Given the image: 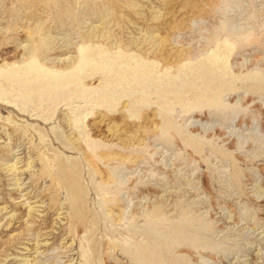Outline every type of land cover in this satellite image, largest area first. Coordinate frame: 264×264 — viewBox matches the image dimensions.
<instances>
[{
	"label": "rangeland",
	"instance_id": "374dc122",
	"mask_svg": "<svg viewBox=\"0 0 264 264\" xmlns=\"http://www.w3.org/2000/svg\"><path fill=\"white\" fill-rule=\"evenodd\" d=\"M0 264H264V0H0Z\"/></svg>",
	"mask_w": 264,
	"mask_h": 264
},
{
	"label": "bare ground",
	"instance_id": "6f19581e",
	"mask_svg": "<svg viewBox=\"0 0 264 264\" xmlns=\"http://www.w3.org/2000/svg\"><path fill=\"white\" fill-rule=\"evenodd\" d=\"M226 24V23H225ZM229 25V24H228ZM229 31V30H228ZM212 35V34H211ZM212 37V36H210ZM213 38V37H212ZM204 39V38H203ZM210 40V39H209ZM213 40V39H212ZM232 41V40H231ZM212 43V42H211ZM210 43V44H211ZM204 44V43H203ZM231 45V43H230ZM233 45V44H232ZM25 46V45H24ZM202 47V46H201ZM204 47V46H203ZM233 47V46H232ZM214 48V47H213ZM29 49V48H28ZM27 49V50H28ZM230 49V48H229ZM200 50V49H198ZM196 51V49H195ZM25 52V51H24ZM28 52V51H27ZM198 52V51H197ZM209 52V51H208ZM220 52V51H219ZM199 53H202V52H199ZM26 54V53H24ZM83 54V52H82ZM203 54V53H202ZM208 54V53H207ZM134 56V55H133ZM204 56V55H203ZM218 56V55H217ZM129 57V56H128ZM132 57V55H131ZM194 58V57H193ZM215 55H212L211 57H209L208 59H204V60H200V61H197L196 63H192V64H189L187 66H183L182 69H181V72L183 73V75L185 74L186 77L183 79V81H185L186 83H194L196 82L197 80H201L203 81V83H209L211 80L215 79L216 75L214 74V68L212 67L214 65V63L216 64V62H212L214 59H215ZM36 59V57H35ZM80 60V59H79ZM87 60V59H86ZM94 60V59H93ZM138 60V59H137ZM37 61V60H36ZM103 61V60H101ZM124 61V60H123ZM149 61V60H148ZM194 61V60H193ZM91 62V61H90ZM98 62V61H97ZM104 62V61H103ZM115 62V61H114ZM121 62V61H120ZM99 63V62H98ZM116 63V62H115ZM122 63V62H121ZM128 63V61L126 62ZM124 64V63H123ZM217 70H218V74L221 75V76H229L231 75L230 74V71H229V67L227 65V63L225 61H221L220 63H217ZM82 65V64H81ZM129 65V64H128ZM75 67V66H74ZM87 67V66H86ZM152 67V66H150ZM23 68V67H22ZM34 68V67H33ZM25 69V68H24ZM70 69V68H69ZM112 69V68H110ZM117 69V68H116ZM30 70V68H29ZM39 71V69H37ZM45 70V69H44ZM81 70H82V67H81ZM88 70V69H87ZM105 70V69H104ZM43 71V70H42ZM107 71V70H106ZM234 71V70H233ZM35 72V71H34ZM65 72V71H64ZM73 72V71H72ZM87 72V71H86ZM66 73V72H65ZM107 73V72H106ZM114 73V72H113ZM135 73H139V77H138V81H150L148 80L150 77L152 78L153 76V71L150 70L149 68H145L144 66H138L137 69H135L134 71V74ZM69 74V73H68ZM74 74V73H73ZM122 74H124L122 72ZM214 74V75H213ZM40 75V74H39ZM60 75V74H59ZM100 75V74H99ZM63 76V75H62ZM126 76V75H125ZM17 77V76H16ZM43 77V76H42ZM66 77V76H65ZM68 77V76H67ZM78 77V76H77ZM80 77V76H79ZM127 77V76H126ZM22 78V77H21ZM26 78V77H25ZM30 78V77H29ZM59 78V77H58ZM61 78V77H60ZM82 78V77H81ZM103 78V77H102ZM23 79V78H22ZM45 79V78H44ZM57 79V78H56ZM69 78H67L68 80ZM129 79V78H128ZM62 80V79H60ZM247 80V79H246ZM48 81V80H47ZM74 81V80H73ZM127 81V80H126ZM133 82V80H131ZM254 81V80H253ZM54 82V81H53ZM56 82V81H55ZM58 82V80H57ZM64 82V81H63ZM250 82V81H249ZM257 82V81H256ZM160 83V82H159ZM259 83V82H257ZM61 84V83H60ZM74 84V83H73ZM77 84V83H76ZM146 84V83H145ZM222 84V83H221ZM235 84V83H234ZM233 84V85H234ZM237 84V83H236ZM35 85V84H34ZM105 85V84H104ZM115 85V84H114ZM162 85V84H161ZM196 85V84H195ZM216 85V84H215ZM16 86V85H15ZM52 86V85H51ZM235 86V85H234ZM58 87V86H57ZM122 87V86H121ZM120 87V89H121ZM194 87V86H193ZM215 88V86H213ZM230 87V86H229ZM14 88V87H13ZM51 88V87H50ZM112 88V87H111ZM116 88V87H115ZM124 88V87H123ZM131 88V87H130ZM46 89V88H45ZM64 89V88H63ZM69 89V88H68ZM113 89V88H112ZM119 89V90H120ZM138 89V88H137ZM164 89V88H163ZM168 89V88H167ZM184 89V88H183ZM208 89V88H207ZM241 89V88H240ZM49 90V89H48ZM107 90V89H106ZM124 90V89H123ZM151 90V89H150ZM160 90V89H158ZM190 90V89H188ZM211 90V89H210ZM16 91V90H15ZM69 91V90H68ZM113 91V90H112ZM145 91V90H144ZM191 91V90H190ZM34 92V91H33ZM52 92V91H51ZM109 92V91H108ZM141 92V91H140ZM175 92V91H174ZM201 92V90L199 91ZM23 93V92H22ZM38 93V92H37ZM42 93V92H41ZM64 94V92H62ZM86 93V92H85ZM154 93V92H153ZM111 94V93H110ZM114 94V93H113ZM135 94V93H133ZM156 94V93H155ZM170 94V93H169ZM180 94V93H179ZM60 95V93H59ZM97 95V93H96ZM131 95V94H130ZM152 95V94H150ZM149 95V96H150ZM176 95V94H175ZM25 96V95H24ZM58 96V95H57ZM105 96V95H104ZM144 96V95H143ZM19 97V96H18ZM97 97V96H96ZM139 97V96H138ZM147 97V96H146ZM175 97V96H174ZM177 98V97H176ZM225 100V99H224ZM238 100V99H237ZM159 102V101H158ZM130 104V103H129ZM232 105V104H231ZM134 106V105H133ZM210 106V105H209ZM236 106V105H235ZM238 106V105H237ZM212 107V106H211ZM230 107V106H229ZM169 112V111H168ZM24 122V121H23ZM20 123V122H19ZM27 125V124H26ZM167 129V128H166ZM114 172V171H113ZM81 195V194H80ZM156 208V207H155ZM31 209V208H30ZM187 209V208H186ZM185 209V210H186ZM33 210V209H32ZM159 213V212H158ZM162 213V212H161ZM183 213V212H182ZM189 213V212H188ZM186 214V213H185ZM151 215V214H150ZM159 215V214H158ZM188 215V214H187ZM184 216V215H183ZM154 235V234H153ZM160 236H162L160 234ZM165 236V235H163ZM200 237V236H198ZM169 238V237H168ZM202 238V237H201ZM144 240V239H143ZM206 240V239H205ZM162 241V240H161ZM169 243V242H168ZM132 251V249H131ZM133 252V251H132ZM86 252L84 250L83 252V256H85ZM131 254V253H130ZM139 254V253H138ZM144 256V255H143ZM140 260V259H139ZM154 260V259H153ZM156 262V261H155Z\"/></svg>",
	"mask_w": 264,
	"mask_h": 264
}]
</instances>
